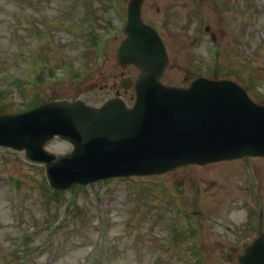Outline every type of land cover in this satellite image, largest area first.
Listing matches in <instances>:
<instances>
[{"label": "rangeland", "instance_id": "1", "mask_svg": "<svg viewBox=\"0 0 264 264\" xmlns=\"http://www.w3.org/2000/svg\"><path fill=\"white\" fill-rule=\"evenodd\" d=\"M124 1L0 0V108L13 113L52 98H73L81 87H89L81 97L91 104L107 99L120 71L115 66L124 38L120 14L129 0ZM146 3L150 21L154 2ZM232 5V15H244L249 32L242 53L251 70L237 66L242 71L233 73L224 66L217 75L248 86L264 104V0ZM182 25L171 22V39L177 40ZM117 27L118 34L111 29ZM206 47L200 39L184 54L207 57ZM104 65L113 75L103 83L97 70ZM174 67L175 62L165 82L188 83L190 73ZM46 148L56 154L72 150L57 139ZM259 232L264 233V156L59 192L48 186L43 165L0 147V264H239Z\"/></svg>", "mask_w": 264, "mask_h": 264}, {"label": "water", "instance_id": "2", "mask_svg": "<svg viewBox=\"0 0 264 264\" xmlns=\"http://www.w3.org/2000/svg\"><path fill=\"white\" fill-rule=\"evenodd\" d=\"M142 0L130 6V38L119 61L142 64L134 109L110 100L99 110L81 102H55L35 110L0 116V145L25 149L45 162L52 186L67 189L113 176L161 173L189 163L264 155V109L251 106L234 85L209 81L191 89L158 84L164 65L156 33L142 24ZM141 65V67H142ZM56 135L75 145L57 157L44 150ZM242 264H264V236L247 247Z\"/></svg>", "mask_w": 264, "mask_h": 264}]
</instances>
